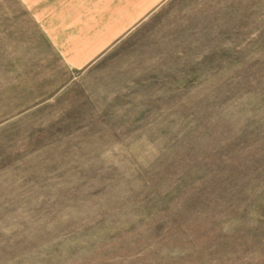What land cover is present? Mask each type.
Masks as SVG:
<instances>
[{"label": "rangeland", "instance_id": "1", "mask_svg": "<svg viewBox=\"0 0 264 264\" xmlns=\"http://www.w3.org/2000/svg\"><path fill=\"white\" fill-rule=\"evenodd\" d=\"M178 2L72 81L0 0V264H264V0Z\"/></svg>", "mask_w": 264, "mask_h": 264}, {"label": "crops", "instance_id": "2", "mask_svg": "<svg viewBox=\"0 0 264 264\" xmlns=\"http://www.w3.org/2000/svg\"><path fill=\"white\" fill-rule=\"evenodd\" d=\"M178 1L28 0V4L42 24L60 69L76 81L105 68L134 35L152 33L156 24L167 21L166 15L179 6Z\"/></svg>", "mask_w": 264, "mask_h": 264}]
</instances>
